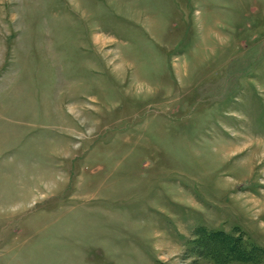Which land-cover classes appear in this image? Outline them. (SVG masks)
Masks as SVG:
<instances>
[{"label":"rangeland","instance_id":"rangeland-1","mask_svg":"<svg viewBox=\"0 0 264 264\" xmlns=\"http://www.w3.org/2000/svg\"><path fill=\"white\" fill-rule=\"evenodd\" d=\"M0 264H264V0H0Z\"/></svg>","mask_w":264,"mask_h":264},{"label":"trees","instance_id":"trees-1","mask_svg":"<svg viewBox=\"0 0 264 264\" xmlns=\"http://www.w3.org/2000/svg\"><path fill=\"white\" fill-rule=\"evenodd\" d=\"M208 241L209 240H212V242H213V245H215L216 243H215V241L216 240H221L222 242L221 243H219L220 245L222 244V248L220 249V251H218V252H216V254L215 255H220V254H223V255H225V257L226 258H229V257H231V255H233V254H236V253H238L239 254V256L237 257L238 259H242V260H244V254H243V251L244 250H241V251H238L237 252V250H238V244L235 242V241H233V240H231V237H229V238H226V236H224L223 234H221V232L218 234V233H213V234H211V235H209L208 236V238H206ZM218 244V243H217ZM225 247V248H224ZM224 248V249H223ZM236 251V252H235ZM251 253H253V252H260V253H262V251L260 250V248H253V249H251V250H249ZM253 251V252H252ZM244 253H247V252H244ZM231 254V255H230ZM242 256H241V255ZM247 255H249V254H247Z\"/></svg>","mask_w":264,"mask_h":264}]
</instances>
